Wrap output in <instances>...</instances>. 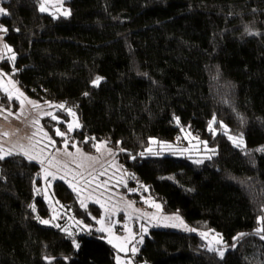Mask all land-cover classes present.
Returning <instances> with one entry per match:
<instances>
[{"label":"trees","instance_id":"16d2710c","mask_svg":"<svg viewBox=\"0 0 264 264\" xmlns=\"http://www.w3.org/2000/svg\"><path fill=\"white\" fill-rule=\"evenodd\" d=\"M67 4L70 14L54 18L39 0H4L0 31L15 60L0 67L31 96L76 109L78 142L89 135L119 144L164 212L224 237L219 256L194 232L152 228L135 263L264 264V0ZM213 119L227 130L208 132ZM179 125L213 149L141 157L150 137L172 139ZM229 135L244 137V146ZM38 172L22 154L0 159V264H114L101 233L69 234L37 219L35 211L49 215L34 196ZM53 192L86 215L63 181Z\"/></svg>","mask_w":264,"mask_h":264},{"label":"rangeland","instance_id":"374dc122","mask_svg":"<svg viewBox=\"0 0 264 264\" xmlns=\"http://www.w3.org/2000/svg\"><path fill=\"white\" fill-rule=\"evenodd\" d=\"M3 1L0 0L2 9ZM41 4L46 9L43 12L54 18L70 14L67 0H39V10ZM3 58L13 64L15 54L0 31V61ZM0 92V157L17 153L39 164L34 196H40L49 207L46 217L35 211L41 223L47 221L42 224L69 234L89 230L101 233L115 249L114 264H138L134 261L135 254L150 230L157 227L194 232L209 250L224 255L226 247L222 246L225 241L221 232L198 228L178 211H163L161 201L152 196L150 186L138 180L136 172L123 161L119 144L111 143L106 137L96 139L89 135L78 142L74 133L81 129L82 120L76 109L66 107L61 101L31 96L20 87L13 72L1 67ZM179 127L172 139L150 137L141 157L200 155L213 149L207 144V138L188 125ZM222 130H227L224 122L210 120L208 132H225ZM58 131L63 135H57ZM229 139L237 146L245 144L244 137L229 135ZM57 180L76 194L86 215L78 217L59 203L53 192Z\"/></svg>","mask_w":264,"mask_h":264},{"label":"snow or ice","instance_id":"6c2138e0","mask_svg":"<svg viewBox=\"0 0 264 264\" xmlns=\"http://www.w3.org/2000/svg\"><path fill=\"white\" fill-rule=\"evenodd\" d=\"M46 9H45V7H44V5L43 4H41L40 5V11H45ZM0 14H7L6 12H5V10L4 9H2V8H0ZM65 15H68V13H65ZM6 31V30H5ZM11 49H9V51H10ZM99 80H100V78L98 77L97 78V80L94 82V83H96V84H98L99 83ZM61 107H63L62 105H61ZM10 115H11V113H9ZM57 135H63V133H60L59 131L57 132ZM230 139H231V137H230ZM234 142H236V141H234ZM239 143H242V140L241 141H239ZM0 159H2V157H0ZM42 223H47V221H42ZM259 231H264V229H260ZM204 235H206V234H204ZM262 238H264V237H262ZM136 250L135 249H133V252H135ZM221 254V256L223 255V253H220Z\"/></svg>","mask_w":264,"mask_h":264}]
</instances>
